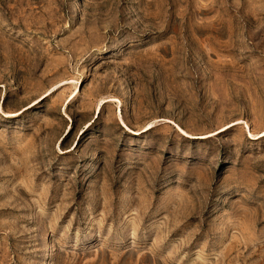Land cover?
<instances>
[{"label":"rangeland","instance_id":"obj_1","mask_svg":"<svg viewBox=\"0 0 264 264\" xmlns=\"http://www.w3.org/2000/svg\"><path fill=\"white\" fill-rule=\"evenodd\" d=\"M0 264H264V0H0Z\"/></svg>","mask_w":264,"mask_h":264}]
</instances>
